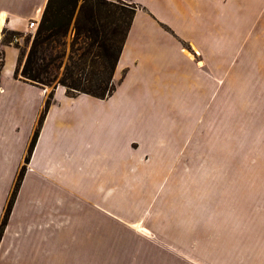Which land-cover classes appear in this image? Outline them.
I'll list each match as a JSON object with an SVG mask.
<instances>
[{
    "label": "crops",
    "instance_id": "crops-1",
    "mask_svg": "<svg viewBox=\"0 0 264 264\" xmlns=\"http://www.w3.org/2000/svg\"><path fill=\"white\" fill-rule=\"evenodd\" d=\"M47 2L0 0V223L49 93L16 76L20 49L3 45L2 33L29 30ZM132 3L112 96L54 89L0 241V264H113L118 221L136 233L163 186L180 184L175 171L196 167L207 122L228 117L236 90L264 99V0ZM179 199L176 191L167 201ZM152 243L162 251L155 260L145 253L123 264H179L166 262L168 246Z\"/></svg>",
    "mask_w": 264,
    "mask_h": 264
},
{
    "label": "rangeland",
    "instance_id": "rangeland-1",
    "mask_svg": "<svg viewBox=\"0 0 264 264\" xmlns=\"http://www.w3.org/2000/svg\"><path fill=\"white\" fill-rule=\"evenodd\" d=\"M33 36L27 30L14 44L27 53ZM44 89L50 93L52 87ZM235 97L226 119L207 122L211 134L198 146L196 167L175 171L180 184L163 186L144 224L135 226L138 234L118 221L113 264L146 254L155 260L162 251L152 242L169 247L166 262L176 257L179 264H193L194 258L206 264H264V99L258 101L253 89L236 90ZM176 191L180 199L167 201ZM191 193L197 198L191 203L194 217L188 215ZM127 241L151 243L125 248Z\"/></svg>",
    "mask_w": 264,
    "mask_h": 264
},
{
    "label": "trees",
    "instance_id": "trees-1",
    "mask_svg": "<svg viewBox=\"0 0 264 264\" xmlns=\"http://www.w3.org/2000/svg\"><path fill=\"white\" fill-rule=\"evenodd\" d=\"M137 6L132 0H48L27 53L21 52L16 70L24 82L52 87L30 141L4 215L0 241L36 145L54 89L65 88L68 97L87 95L99 100L116 90L115 70L132 25ZM3 45L14 43L20 33L7 32ZM70 39V41H68ZM15 46L19 48L17 44ZM4 53L0 51V70Z\"/></svg>",
    "mask_w": 264,
    "mask_h": 264
},
{
    "label": "built area",
    "instance_id": "built-area-1",
    "mask_svg": "<svg viewBox=\"0 0 264 264\" xmlns=\"http://www.w3.org/2000/svg\"><path fill=\"white\" fill-rule=\"evenodd\" d=\"M39 23L35 20H32L29 22L28 28L30 31L35 32L38 28ZM17 40V39H15Z\"/></svg>",
    "mask_w": 264,
    "mask_h": 264
}]
</instances>
